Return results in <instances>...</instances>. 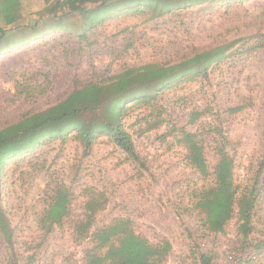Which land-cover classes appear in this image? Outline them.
Listing matches in <instances>:
<instances>
[{
  "label": "rangeland",
  "instance_id": "obj_1",
  "mask_svg": "<svg viewBox=\"0 0 264 264\" xmlns=\"http://www.w3.org/2000/svg\"><path fill=\"white\" fill-rule=\"evenodd\" d=\"M20 1V24L30 25L55 0ZM54 18L72 29L0 52V129L129 67L179 64L200 51L226 50L205 73L191 71L174 80L153 102L158 112L137 98L123 105L120 123L130 134L134 157L104 135L86 147L72 129L5 160L0 208L19 264H86L91 238H82L78 228L94 194L104 202L90 232L117 218L130 219L150 243H170L161 264H199V255L207 252L213 264H264V0L205 3L164 14L131 5L95 20L85 39L79 37L84 29L79 13L57 12L49 19ZM21 72L35 81L14 80ZM211 122L229 139L236 180L259 181L246 248L237 242L235 214L223 232L212 233L193 203L195 189L204 184L186 160L181 130L210 138L205 129ZM206 155L212 166V148ZM59 188L68 193L67 213L59 224L43 227L44 207ZM6 245L0 233V264L8 261Z\"/></svg>",
  "mask_w": 264,
  "mask_h": 264
},
{
  "label": "trees",
  "instance_id": "obj_2",
  "mask_svg": "<svg viewBox=\"0 0 264 264\" xmlns=\"http://www.w3.org/2000/svg\"><path fill=\"white\" fill-rule=\"evenodd\" d=\"M233 1L237 0H55L40 12L39 21L21 25V1L0 0V52L14 45L37 41L53 31L72 29L60 18L49 19L57 12L79 13L84 24L79 37L85 39V32L95 20L131 5L139 8L147 6L157 14H164L170 10L205 3L216 2L229 6ZM225 50L226 46H220L200 51L179 64L154 62L129 67L103 82L86 83L74 89L56 105L3 127L0 129V173L8 158L30 153L42 140L64 136L72 129L78 131L77 136L86 147L104 135L127 155L134 157L135 149L130 134L120 123L126 109L123 105L130 98H137L139 102L147 101V106L153 104L156 97L170 88L174 80L191 71L205 73L207 67L220 59ZM26 79L35 81V76L21 72L14 78L21 83ZM153 105V111L158 112L161 107L157 103ZM242 107L240 105L234 110ZM86 116L91 118L86 119ZM162 121H156V126ZM205 130L211 135L210 138L198 131L181 130V140L187 152L186 160L204 184L194 191V206L202 212L204 227L212 233L223 232L235 214L237 242L246 248L253 232L252 213L260 188L259 181L255 180L251 185L238 182L234 173V159L228 150L227 135L213 122ZM206 148H212L214 153L215 162L212 166L207 159ZM68 202L67 191L56 189L44 207L40 220L42 226L49 228L59 224L67 213ZM103 202L97 194L92 196L91 201H87L84 218L78 228L82 238H91L86 264H161L165 261L171 250L170 243L166 240L150 243L135 231L130 219L117 218L90 232L91 219L97 209L103 206ZM0 233L7 244V264H19L14 252L12 231L1 208ZM254 248L257 249V246ZM199 264H213L212 254L201 253Z\"/></svg>",
  "mask_w": 264,
  "mask_h": 264
}]
</instances>
